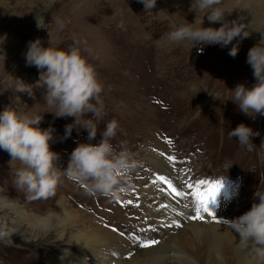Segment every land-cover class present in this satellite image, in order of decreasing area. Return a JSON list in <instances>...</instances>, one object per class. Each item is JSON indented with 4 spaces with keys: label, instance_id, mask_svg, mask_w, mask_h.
Wrapping results in <instances>:
<instances>
[{
    "label": "rangeland",
    "instance_id": "374dc122",
    "mask_svg": "<svg viewBox=\"0 0 264 264\" xmlns=\"http://www.w3.org/2000/svg\"><path fill=\"white\" fill-rule=\"evenodd\" d=\"M193 3L157 0L152 13L144 11L139 0H0V111L5 107L32 115L49 111L43 87L36 86L40 70L27 65L23 56L28 41L40 38L44 47L77 48L104 85L106 115L92 141L81 129L79 135L73 130L63 143L50 142L59 153L58 166L67 167L77 143H97L103 126L113 119L121 131L112 143L124 142L138 161L119 198L89 193L84 184L64 177L54 195L39 198L16 186L14 172L23 165L0 149V195L17 206L15 214H0V226L5 231L14 218L23 217L12 240L0 238V264H54L64 251L82 264H137L156 255L161 257L155 264H199V249L217 264L221 262L216 253H207L208 233H200L201 224L217 227L219 237H215L221 245L241 239L230 221L258 202L256 190L264 192V149L260 148L264 116L249 118L230 99L237 84L255 83L246 56L264 39V0H221L213 6L225 11L226 21H235L250 34L236 38L240 43L235 57L228 50L236 40L224 48H191V42L168 39L171 31L187 22L196 21L199 27L203 20L202 27H220L210 23L204 12H196ZM36 20L44 28L38 29ZM8 73L32 86L31 95L9 89ZM73 119L44 113L39 127L51 125L58 139ZM240 123L260 133L251 138V150L228 135ZM159 176L182 195L172 194ZM201 180L223 185L215 203L209 204L219 222L206 214L205 222L188 218L195 214L196 203L188 186ZM207 188L205 184L201 191ZM190 227L196 228L194 234ZM66 228L77 230L83 242L61 244ZM90 235L96 240L86 249ZM150 240L158 243L140 246ZM164 246L167 252L159 253ZM227 253L233 264V252L227 249Z\"/></svg>",
    "mask_w": 264,
    "mask_h": 264
},
{
    "label": "clouds",
    "instance_id": "9594fccd",
    "mask_svg": "<svg viewBox=\"0 0 264 264\" xmlns=\"http://www.w3.org/2000/svg\"><path fill=\"white\" fill-rule=\"evenodd\" d=\"M139 2L143 4L144 11L152 12L157 0ZM220 3L221 0H194L193 3L196 12H204V17L207 16L210 23H219L220 27H202L203 20L199 27L195 26L196 21L187 22L171 31L168 39L173 42H191V48L197 45H219L224 48L237 37L240 40L249 37L250 34L240 24L225 20V11L213 7ZM36 22L38 29L44 28ZM240 40L232 44L228 50L229 56L237 55ZM23 56L27 65L40 70L36 86L43 87L42 98L49 111L35 115L12 107L0 111V149L10 155L11 161L23 165L14 172L16 186L24 188L35 197L47 198L55 194L61 177H64L84 184L89 193L119 198L127 190L125 185L130 181L129 174L138 167V161L124 142L118 146L112 143L117 132L121 131L118 121L113 119L103 126L97 143H77L70 153L66 168L58 166L59 153L53 151L50 145V142L63 143L71 137L73 130L78 135L81 129L86 130L88 141L97 137L98 125L106 115V109L102 96L104 85L94 66L79 49L44 47L40 38L27 42ZM246 63L252 69L255 83L251 87L237 84L231 90L233 97L230 100L241 113L255 119L258 115L264 116V39L248 50ZM9 76L12 77L7 81L9 89L31 95L32 86ZM16 100L19 101V97ZM44 113H51L54 119H74L64 126L63 135L57 139L51 125L45 129L39 127ZM88 114H91L90 118ZM228 135L231 138L237 137L238 144L251 150L254 147L251 138L260 133L240 123L229 130ZM260 148L264 149V141ZM253 195L258 202H254L240 217L231 220L230 224L242 239H251L264 245V192L256 190Z\"/></svg>",
    "mask_w": 264,
    "mask_h": 264
},
{
    "label": "bare ground",
    "instance_id": "6f19581e",
    "mask_svg": "<svg viewBox=\"0 0 264 264\" xmlns=\"http://www.w3.org/2000/svg\"><path fill=\"white\" fill-rule=\"evenodd\" d=\"M16 210H17V206L13 205L12 203L7 202L6 198L0 195V214L5 215V212L15 214ZM22 218H23L22 216H17L16 219L14 218L10 224V227L7 228V230L5 231L2 230L3 227L0 226V238L5 241L12 240L21 229V223L23 222ZM12 223H14V225ZM201 226H202L201 228L199 227L200 233H203V234L208 233L207 234L208 240H206L207 246H208L207 253H210V254L216 253L215 255L218 258V261H220L222 264L223 262L225 264H230L227 258V256L229 255L227 253V249H229L230 253L233 252V258H232L233 261H231L233 262V264H264L263 263L264 262V245H259L255 241H251L250 239L244 240L242 238L239 240L235 238L233 242H228V241L223 242L224 241V238H223L221 242L226 243L229 246L225 244L221 245L219 244L220 242L216 240L217 239L216 237H219V235L217 236V233H215V231H217V227L206 225L204 223H202ZM190 229H191V232H193L194 234L196 231L195 230L196 228L190 227ZM64 236H65V240H63L61 244L70 243V244L78 246L79 244L83 242L82 236L75 229L68 230L66 228L64 230ZM95 240H96V237H91L90 235L89 241L86 244H84L83 247L87 249L89 245ZM167 250H168V247L164 246L160 249L159 253L162 252L164 254L165 252H167ZM63 253H64L63 254L64 256L54 261V264H63V262L65 263V260H67L66 261L67 264H82L81 261L77 258L76 260L72 261L73 257L72 255L67 253V251H64ZM203 253L204 254H202L199 249V264L201 263L202 260L205 262L204 264H215L211 262L212 260H210L211 258L209 254L205 255V252ZM159 257L161 256L156 255L154 257H150L148 261H146L145 263H137V264H155L159 260ZM183 263L188 264V262H183ZM221 263H217V264H221Z\"/></svg>",
    "mask_w": 264,
    "mask_h": 264
},
{
    "label": "snow or ice",
    "instance_id": "6c2138e0",
    "mask_svg": "<svg viewBox=\"0 0 264 264\" xmlns=\"http://www.w3.org/2000/svg\"><path fill=\"white\" fill-rule=\"evenodd\" d=\"M170 143V141H169ZM168 159L170 161L174 160V157L169 156ZM161 182L167 183L168 188L170 189L172 194H175L176 196H181L182 193L177 190V188L173 187L171 182L166 181L163 176L157 177ZM208 184V188L206 192L201 191V186ZM222 183L220 181H215V182H206V181H198L196 185H189V189L192 190V195L195 198V214L190 215L188 218L192 220L193 222H205V214L208 217H212L214 222H219L216 219L215 214L210 210L209 204L210 203H215L216 197L222 188ZM131 203V201H129ZM179 215V213H178ZM177 228L182 227V224L179 221H173L172 222ZM115 231V229H113ZM158 243V241L155 240H150V241H145L140 244L141 247H148L151 245H154Z\"/></svg>",
    "mask_w": 264,
    "mask_h": 264
}]
</instances>
